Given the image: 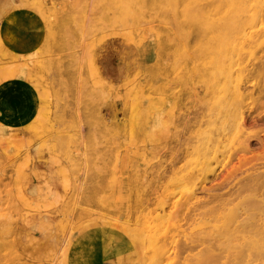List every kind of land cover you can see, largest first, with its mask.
Masks as SVG:
<instances>
[{"label":"rangeland","instance_id":"374dc122","mask_svg":"<svg viewBox=\"0 0 264 264\" xmlns=\"http://www.w3.org/2000/svg\"><path fill=\"white\" fill-rule=\"evenodd\" d=\"M6 1L0 264H264V0L219 33Z\"/></svg>","mask_w":264,"mask_h":264},{"label":"bare ground","instance_id":"6f19581e","mask_svg":"<svg viewBox=\"0 0 264 264\" xmlns=\"http://www.w3.org/2000/svg\"><path fill=\"white\" fill-rule=\"evenodd\" d=\"M205 0H120V5L116 7H111L109 11L117 13L118 22L122 23L127 15H134L137 18V23H144L143 18H152L159 14L161 16V22L169 23L178 31L188 32L189 29H211L214 32L219 33L221 30L228 29L232 32L239 31V29L250 23L243 21V14L248 9L249 3H255L258 0H225L228 6V14L222 20L208 21L203 16V8ZM8 3L6 0H0V10L5 14L4 10L7 8ZM6 7V8H5ZM20 10H13L12 13L2 15L0 14V56L4 58L6 56V49L8 44L9 28L11 24H14L20 18ZM181 14V15H180ZM170 15L176 16L180 15L181 20L174 22L170 19ZM56 24V20L53 18L52 22L48 26ZM165 39V37H163ZM160 37V41L166 43ZM221 50L216 49V55H221L228 53L226 45V40L218 39ZM134 44L143 54L145 52L139 49L141 45L146 44V41L142 36L134 37ZM141 48V47H140ZM219 53V54H218ZM147 54V52H146ZM0 57V58H1ZM217 59V58H216ZM2 60V59H1ZM242 84L247 81V78L241 79ZM243 117H241L242 119ZM245 118H243L244 121ZM95 123L101 124V120H94ZM244 123V122H243ZM32 122L29 126H34ZM0 129V135H1ZM248 145L242 144V148L247 150ZM105 264V263H101Z\"/></svg>","mask_w":264,"mask_h":264}]
</instances>
